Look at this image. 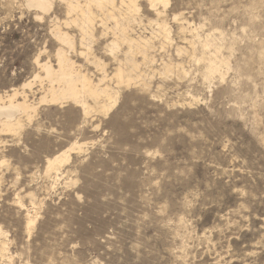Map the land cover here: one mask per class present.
Listing matches in <instances>:
<instances>
[{
  "label": "rangeland",
  "instance_id": "374dc122",
  "mask_svg": "<svg viewBox=\"0 0 264 264\" xmlns=\"http://www.w3.org/2000/svg\"><path fill=\"white\" fill-rule=\"evenodd\" d=\"M169 1L159 15L138 0L134 34L154 37V70L164 60L187 74L122 85L108 116L40 104L20 135L0 137V229L13 264H264V0ZM67 18L59 2L43 14L0 0V93L44 77L38 58L56 67L52 31ZM69 31L84 50L78 28ZM96 32L93 51L111 74V37ZM208 36L214 50L202 47ZM210 54L230 67L209 83ZM74 60L101 77L84 56ZM26 93L39 102L41 83ZM74 142L85 146L71 152L64 176L48 175V158ZM27 210L38 218L31 231Z\"/></svg>",
  "mask_w": 264,
  "mask_h": 264
},
{
  "label": "bare ground",
  "instance_id": "6f19581e",
  "mask_svg": "<svg viewBox=\"0 0 264 264\" xmlns=\"http://www.w3.org/2000/svg\"><path fill=\"white\" fill-rule=\"evenodd\" d=\"M25 1L29 9L34 8L43 14L49 13L53 9L54 4L59 2L65 6L68 18L63 24L59 23L58 19H56L52 31L60 44L55 55L57 61L56 67L50 60L41 61L38 58L36 62L40 70L44 72V77L37 73L30 80L22 84L20 88L0 93V137L20 135L25 129L27 122H33L40 104L64 106L67 103H73L82 109L86 117L94 112L108 116L117 106L122 85L140 83L142 87L146 88L157 74L169 77L176 73V69H178L180 77L183 74H187L184 69L180 70V64L176 65L171 61L165 62L163 60L159 70L153 69L156 63V59L152 55V50L155 49L152 41L154 37L142 38L134 34L133 25H136V23L139 25L138 15L140 11L137 4L138 0ZM149 2L151 7L157 12L159 11L157 9L158 6H163L166 10L170 4L169 0H149ZM124 8L127 9V12H123ZM158 14L160 15L162 12H158ZM153 23L157 25L160 33L164 35L166 40L171 39V31L167 23L159 20ZM70 26L76 27L80 31L79 45L85 47L81 52H79L75 36L69 31ZM100 28H102L103 37H111L104 46L105 52L112 56L110 57L111 59L113 58L116 66L111 74L107 70L108 63L103 61L93 51V44L97 39L96 31L97 29L100 31ZM186 29L188 28H185V26L181 28L182 31ZM196 31L197 29L194 31V35ZM217 41V39H212L208 36L202 42V47L206 51L209 48L213 49L212 47L217 48ZM182 51L180 49L179 53ZM218 51H220V48H218ZM123 52L124 56L121 58L120 54ZM213 52L215 53V51ZM74 55L84 56L87 61L94 64L100 72L101 77L97 81L94 80L90 71L83 69V66L74 60ZM137 55H141L142 62L136 58ZM202 60L207 61L205 57H202L199 62ZM225 60H220L218 55H211L206 68L203 70L202 79L210 83L217 75L221 76V79L224 78L222 77L225 75V73L222 75L223 67L228 65L227 62H230L229 60ZM142 65L148 68L144 72L141 68ZM37 82L41 83L42 96L39 102L36 103L29 99L26 90H33ZM44 82L47 85H44ZM192 98L196 101V98ZM0 144L4 145V141L1 138ZM84 146V144L81 145L79 142H74L69 149L48 158L47 174H54L57 178L64 176V168L71 161V152L74 150L82 151ZM30 196L33 198L36 195L30 193ZM16 203L21 211L26 210L21 198ZM32 205H35L34 201ZM26 218L27 228L31 231L38 218L32 215L30 210H27ZM4 237L5 232L3 229H0V259L3 260L2 264H13V256L9 253L8 243L4 241L5 239L2 240Z\"/></svg>",
  "mask_w": 264,
  "mask_h": 264
}]
</instances>
